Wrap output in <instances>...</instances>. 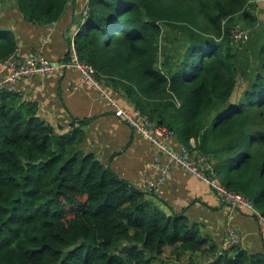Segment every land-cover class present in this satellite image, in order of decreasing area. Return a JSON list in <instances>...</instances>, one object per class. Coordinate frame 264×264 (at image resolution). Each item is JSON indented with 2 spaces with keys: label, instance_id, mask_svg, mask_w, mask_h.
Wrapping results in <instances>:
<instances>
[{
  "label": "trees",
  "instance_id": "1",
  "mask_svg": "<svg viewBox=\"0 0 264 264\" xmlns=\"http://www.w3.org/2000/svg\"><path fill=\"white\" fill-rule=\"evenodd\" d=\"M1 1L0 62L19 46L21 21L53 23L75 3ZM255 1L81 0L89 13H78L74 38L96 75L133 103L126 108L211 156L223 184L264 215V20ZM237 23L251 29L241 44L230 36ZM240 78L247 85L233 100ZM38 111L18 90L0 91V264H264V251L242 245L219 253L186 209L84 150V119L55 126Z\"/></svg>",
  "mask_w": 264,
  "mask_h": 264
},
{
  "label": "crops",
  "instance_id": "2",
  "mask_svg": "<svg viewBox=\"0 0 264 264\" xmlns=\"http://www.w3.org/2000/svg\"><path fill=\"white\" fill-rule=\"evenodd\" d=\"M78 1L81 0H75L72 7L53 23H19L21 38L18 43L24 52L30 55L42 51L58 68L46 77L22 78L17 90L24 99L38 101L39 114L55 126L63 124L69 128L72 118L84 119L87 122V138L81 144L82 148L94 152L120 176L146 189V183L158 179L160 175L155 163L166 162L168 156L116 115L107 100L98 96L97 88L83 81L79 70L62 65L67 60V39L73 37L77 30L75 19L81 10ZM5 16L3 9L1 17ZM6 19L19 34L16 28L18 22L14 17L7 16ZM43 37L47 38L46 42L42 40ZM7 72L9 69L5 68L4 72H0V77ZM110 85L107 84V88L123 106L125 103L133 105L122 89L116 90ZM172 142L175 146L182 143L177 134ZM192 142L195 143V140L192 139ZM159 192L173 208L178 211L186 209L193 220L202 224L208 245H222L227 222L231 220L243 235L244 248L251 252L264 251V225L251 211L232 208L210 185L181 167L173 166Z\"/></svg>",
  "mask_w": 264,
  "mask_h": 264
},
{
  "label": "built area",
  "instance_id": "3",
  "mask_svg": "<svg viewBox=\"0 0 264 264\" xmlns=\"http://www.w3.org/2000/svg\"><path fill=\"white\" fill-rule=\"evenodd\" d=\"M88 13L89 6L81 11L83 17H86ZM230 36L233 43L241 44L248 40L249 29L237 23L232 27ZM42 40L46 42L47 38L43 37ZM62 65L79 70L83 81L89 82L97 88L98 96L107 100L109 105L114 108L116 115L127 122L135 132L147 137L159 147L162 153L168 156L166 162L155 163V167L160 169V175L158 179L146 183L147 190L158 193L171 174L173 166L176 165L210 185L232 208L252 209L257 214L258 221L264 225V215L254 208L251 199L238 191L228 189L223 184L211 156L196 149L192 150L183 143L175 146L172 141L176 137V132L172 128L158 123L145 111L128 109L123 106L117 96L107 88L104 81L96 75L93 65L81 57L74 36L71 41L70 57ZM5 68H8L9 72L0 77V91H17V84L22 78L46 77L55 72L58 67L42 51H35L28 55L19 45L13 53L0 62V72H4ZM192 144L195 143L192 142ZM242 243L241 231L229 220L226 225V237L219 253L239 247Z\"/></svg>",
  "mask_w": 264,
  "mask_h": 264
},
{
  "label": "rangeland",
  "instance_id": "4",
  "mask_svg": "<svg viewBox=\"0 0 264 264\" xmlns=\"http://www.w3.org/2000/svg\"><path fill=\"white\" fill-rule=\"evenodd\" d=\"M255 2L259 5L257 7L256 14L259 16L260 19L264 20V0H256ZM2 9L3 8H2V1H1L0 2V17L3 16V10ZM240 24L242 25V23H240ZM246 28H248L251 31V29L249 27H246ZM174 35H175L174 29L171 28V32H170V35L168 36V39L172 38ZM168 41H171V39L168 40ZM246 85H247V82L244 79L240 78L239 81H238L237 89H236L235 94L233 96V100H236L238 97H240V95L242 94V92L245 89ZM174 253L175 252L173 251V248L172 247H168L165 250V255L164 256L166 258H170V259L174 260L175 259L174 256H173Z\"/></svg>",
  "mask_w": 264,
  "mask_h": 264
},
{
  "label": "water",
  "instance_id": "5",
  "mask_svg": "<svg viewBox=\"0 0 264 264\" xmlns=\"http://www.w3.org/2000/svg\"><path fill=\"white\" fill-rule=\"evenodd\" d=\"M147 190V189H146Z\"/></svg>",
  "mask_w": 264,
  "mask_h": 264
}]
</instances>
